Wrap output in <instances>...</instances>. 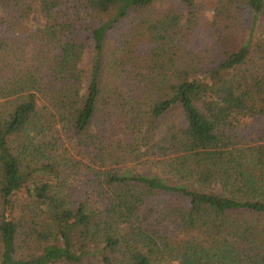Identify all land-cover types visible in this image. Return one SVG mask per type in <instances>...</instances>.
I'll list each match as a JSON object with an SVG mask.
<instances>
[{"label":"trees","instance_id":"1","mask_svg":"<svg viewBox=\"0 0 264 264\" xmlns=\"http://www.w3.org/2000/svg\"><path fill=\"white\" fill-rule=\"evenodd\" d=\"M218 2L0 0V264H264V0Z\"/></svg>","mask_w":264,"mask_h":264},{"label":"rangeland","instance_id":"2","mask_svg":"<svg viewBox=\"0 0 264 264\" xmlns=\"http://www.w3.org/2000/svg\"><path fill=\"white\" fill-rule=\"evenodd\" d=\"M199 2L203 5V8L200 10V21L197 30V40L203 41L205 38L204 36L207 35L211 29L210 20L214 15L215 8L219 5L218 0H199ZM244 21V19L242 20ZM30 27L38 28L42 26V20L38 16H33L30 20ZM242 29L236 28L235 34L238 35V38L241 37ZM145 49V48H144ZM92 51L89 50L85 55L83 66L86 72L85 81H84V89L87 88L90 78L91 66H92ZM110 79L108 78L107 81ZM118 129L115 130L117 132ZM264 133V119L262 118H255L251 119L246 123L245 126V134L249 141L257 142L258 139ZM41 135H39L40 137ZM47 139V137H45ZM131 167V166H130ZM134 170L139 171H148V167L145 166H137L133 167Z\"/></svg>","mask_w":264,"mask_h":264}]
</instances>
